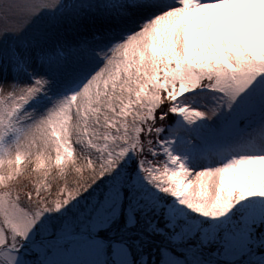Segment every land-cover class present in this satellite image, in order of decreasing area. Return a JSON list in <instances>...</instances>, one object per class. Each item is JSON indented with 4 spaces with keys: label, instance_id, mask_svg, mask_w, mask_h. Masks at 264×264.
Returning <instances> with one entry per match:
<instances>
[{
    "label": "snow or ice",
    "instance_id": "1",
    "mask_svg": "<svg viewBox=\"0 0 264 264\" xmlns=\"http://www.w3.org/2000/svg\"><path fill=\"white\" fill-rule=\"evenodd\" d=\"M0 264H264V0H0Z\"/></svg>",
    "mask_w": 264,
    "mask_h": 264
}]
</instances>
